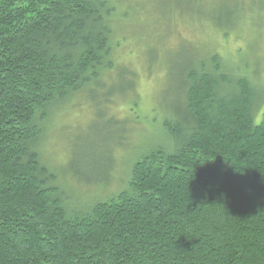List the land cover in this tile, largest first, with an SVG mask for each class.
<instances>
[{"label": "trees", "instance_id": "trees-1", "mask_svg": "<svg viewBox=\"0 0 264 264\" xmlns=\"http://www.w3.org/2000/svg\"><path fill=\"white\" fill-rule=\"evenodd\" d=\"M116 2L0 0V264H264V87L219 55L178 72L125 190L82 209L41 163L51 108L117 66Z\"/></svg>", "mask_w": 264, "mask_h": 264}, {"label": "rangeland", "instance_id": "rangeland-1", "mask_svg": "<svg viewBox=\"0 0 264 264\" xmlns=\"http://www.w3.org/2000/svg\"><path fill=\"white\" fill-rule=\"evenodd\" d=\"M116 1L117 66L51 108L38 148L82 209L128 188L134 164L169 144L163 121L183 97L180 70L219 55L229 72L264 87V0ZM237 7L244 18L230 28Z\"/></svg>", "mask_w": 264, "mask_h": 264}]
</instances>
